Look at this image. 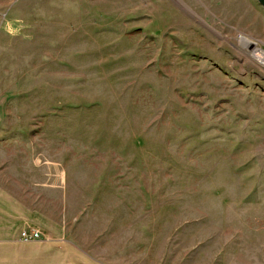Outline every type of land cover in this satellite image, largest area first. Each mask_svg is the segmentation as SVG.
Masks as SVG:
<instances>
[{
	"label": "rangeland",
	"instance_id": "rangeland-1",
	"mask_svg": "<svg viewBox=\"0 0 264 264\" xmlns=\"http://www.w3.org/2000/svg\"><path fill=\"white\" fill-rule=\"evenodd\" d=\"M222 1L0 0V264H264V43Z\"/></svg>",
	"mask_w": 264,
	"mask_h": 264
},
{
	"label": "crops",
	"instance_id": "crops-1",
	"mask_svg": "<svg viewBox=\"0 0 264 264\" xmlns=\"http://www.w3.org/2000/svg\"><path fill=\"white\" fill-rule=\"evenodd\" d=\"M216 1H218V0H216ZM237 3H238V0H223L222 4L225 5V8L222 9L221 11L231 14L232 16L229 17V19H231L232 21L240 18L239 16H236L239 12L241 13V15H242V13L245 14V15H242V17L244 19L241 17V20H240L241 24L239 26L242 28H245L246 34L248 36H250L253 40L264 43V36L260 35L257 32L254 25L252 24L253 23L252 20L256 16H263L264 17L263 12L260 11V13L259 12L254 13V12H251L248 8L245 11H243V10L240 11L239 8L236 9V7H235V4H237Z\"/></svg>",
	"mask_w": 264,
	"mask_h": 264
},
{
	"label": "built area",
	"instance_id": "built-area-1",
	"mask_svg": "<svg viewBox=\"0 0 264 264\" xmlns=\"http://www.w3.org/2000/svg\"><path fill=\"white\" fill-rule=\"evenodd\" d=\"M263 54H264V52H263ZM261 58H262V60L264 61V56L261 57ZM38 236H39V232L32 233L31 235H29L28 232H26V231H23V232H22V237H23L24 239H29L30 237H31V238H36V237H38Z\"/></svg>",
	"mask_w": 264,
	"mask_h": 264
},
{
	"label": "water",
	"instance_id": "water-1",
	"mask_svg": "<svg viewBox=\"0 0 264 264\" xmlns=\"http://www.w3.org/2000/svg\"><path fill=\"white\" fill-rule=\"evenodd\" d=\"M258 1V3L263 7V9H264V0H257Z\"/></svg>",
	"mask_w": 264,
	"mask_h": 264
}]
</instances>
